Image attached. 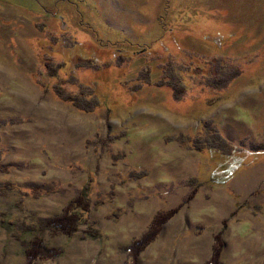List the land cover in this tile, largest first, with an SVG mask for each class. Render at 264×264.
<instances>
[{
  "label": "rangeland",
  "instance_id": "rangeland-1",
  "mask_svg": "<svg viewBox=\"0 0 264 264\" xmlns=\"http://www.w3.org/2000/svg\"><path fill=\"white\" fill-rule=\"evenodd\" d=\"M82 190L30 264H264V0H0V264Z\"/></svg>",
  "mask_w": 264,
  "mask_h": 264
},
{
  "label": "trees",
  "instance_id": "trees-1",
  "mask_svg": "<svg viewBox=\"0 0 264 264\" xmlns=\"http://www.w3.org/2000/svg\"><path fill=\"white\" fill-rule=\"evenodd\" d=\"M178 96V95H177ZM175 95V97H177ZM9 185V184H8ZM7 185V186H8ZM10 186V185H9ZM91 199L89 193L86 190H82L71 202H69L62 210L61 213L55 216L47 217L39 223L37 227H32V232L39 234L35 235L28 245L25 247V256L28 261L27 264L34 262L38 258H55L61 254L62 249L60 248H47L43 245L40 233L45 230L50 231L54 235H67L71 236L78 231V228L82 224H87L85 215L90 211ZM177 210L169 211L166 215L167 220L170 219ZM164 217V216H163ZM158 218V219H157ZM162 217L157 215L153 220L152 225H157L155 230H149L142 236L141 240L134 241L128 248L132 255V258L136 260V257L140 251H142L152 240H154L159 231L160 225H162L166 220H161ZM163 219V218H162ZM96 231L92 227H89L88 234L95 235ZM220 243V242H218ZM217 243V238L215 239V246L210 257V260L206 264H218L219 256L222 251L223 244ZM222 244V245H221Z\"/></svg>",
  "mask_w": 264,
  "mask_h": 264
},
{
  "label": "bare ground",
  "instance_id": "bare-ground-1",
  "mask_svg": "<svg viewBox=\"0 0 264 264\" xmlns=\"http://www.w3.org/2000/svg\"><path fill=\"white\" fill-rule=\"evenodd\" d=\"M218 242V241H217ZM220 245V244H219ZM222 245V244H221ZM210 260V259H209Z\"/></svg>",
  "mask_w": 264,
  "mask_h": 264
}]
</instances>
